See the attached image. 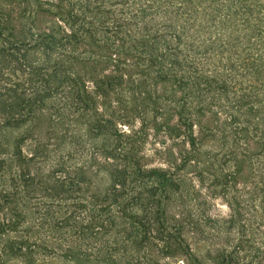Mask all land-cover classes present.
Here are the masks:
<instances>
[{"label":"trees","instance_id":"trees-1","mask_svg":"<svg viewBox=\"0 0 264 264\" xmlns=\"http://www.w3.org/2000/svg\"><path fill=\"white\" fill-rule=\"evenodd\" d=\"M0 264H264V0H0Z\"/></svg>","mask_w":264,"mask_h":264}]
</instances>
